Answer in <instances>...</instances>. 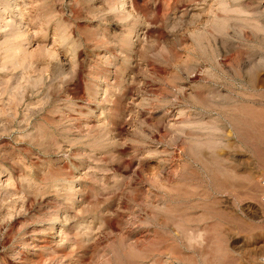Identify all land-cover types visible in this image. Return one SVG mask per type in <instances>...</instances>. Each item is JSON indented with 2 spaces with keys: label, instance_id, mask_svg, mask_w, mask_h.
Segmentation results:
<instances>
[{
  "label": "rangeland",
  "instance_id": "obj_1",
  "mask_svg": "<svg viewBox=\"0 0 264 264\" xmlns=\"http://www.w3.org/2000/svg\"><path fill=\"white\" fill-rule=\"evenodd\" d=\"M263 176L264 0H0V264H261Z\"/></svg>",
  "mask_w": 264,
  "mask_h": 264
},
{
  "label": "built area",
  "instance_id": "obj_2",
  "mask_svg": "<svg viewBox=\"0 0 264 264\" xmlns=\"http://www.w3.org/2000/svg\"><path fill=\"white\" fill-rule=\"evenodd\" d=\"M258 186H259V196H258L259 204L262 211H264V176L260 178L258 182ZM260 262L261 264H264V255L260 257Z\"/></svg>",
  "mask_w": 264,
  "mask_h": 264
},
{
  "label": "bare ground",
  "instance_id": "obj_3",
  "mask_svg": "<svg viewBox=\"0 0 264 264\" xmlns=\"http://www.w3.org/2000/svg\"><path fill=\"white\" fill-rule=\"evenodd\" d=\"M257 113V112H256ZM253 125H257V124H255V123H252ZM249 127V126H248ZM250 127H252V126H250ZM255 127V126H254ZM244 128V127H243ZM247 128V127H246ZM257 129H258V127H256ZM252 129V128H251ZM260 129V128H259ZM254 130H256V129H254ZM250 130H248V131H246V130H244V129H242V130H240V131H237L236 133H237V136L239 137L238 139L240 140V142L242 141V143H244L245 145L246 144H248V137H249V132ZM252 132H253V130H251ZM256 132V131H255ZM257 132H261V131H257ZM256 132V134H258ZM260 135L261 134H259V136L257 137L256 136V140L257 139H259V137H260ZM255 139V138H254ZM243 144V145H244Z\"/></svg>",
  "mask_w": 264,
  "mask_h": 264
}]
</instances>
